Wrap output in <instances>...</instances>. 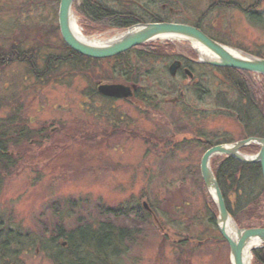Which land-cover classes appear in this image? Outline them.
I'll return each mask as SVG.
<instances>
[{
	"label": "rangeland",
	"instance_id": "rangeland-1",
	"mask_svg": "<svg viewBox=\"0 0 264 264\" xmlns=\"http://www.w3.org/2000/svg\"><path fill=\"white\" fill-rule=\"evenodd\" d=\"M131 1L157 12H164L167 4L180 11L173 13L172 19L179 16L180 22H188L218 0H184L188 5L183 0ZM233 1L244 7L251 4V0ZM78 6H82L81 0L74 2L73 10L84 35L114 36L122 31H93L85 16L77 12ZM59 8L60 0H0V48L13 44L35 47L41 49L44 59L58 54L63 47L55 31ZM119 8L116 2L114 9ZM260 10L264 11V2ZM255 19L259 26H252L239 10L223 9L209 14L206 23L214 26L227 47L264 56V13ZM168 43L176 46L174 54L195 59V52V60H200L191 44ZM165 63L154 62L153 69L168 85L170 64ZM62 76L54 83L39 82L24 63L0 66V96L10 98L0 107V123L15 114L18 126L43 132L42 140L29 141L31 147L19 140V145L8 152L16 158L17 168L0 172V220L3 218L9 229L22 237L29 235L28 239L34 240L21 264H55L39 250V238L51 237L61 225L64 233H71L80 218L81 223L95 227L111 221L133 234L134 241L124 243L126 253L115 264H231L230 247L221 239L217 223L210 221L213 213L215 221L218 219L219 210L203 186L201 161L209 147L204 144H233L257 136L248 134L227 114L192 119L170 103L147 110L138 100L91 96L90 82L83 77ZM254 80L262 92V78L254 76ZM177 81L186 93L191 79L181 77ZM155 94L162 102L174 98H162L159 90ZM203 109L207 113L212 110L207 106ZM13 145L10 141V148ZM145 203L153 218L140 221L132 209H144ZM119 209L127 214L111 213ZM184 239L192 244H181Z\"/></svg>",
	"mask_w": 264,
	"mask_h": 264
},
{
	"label": "trees",
	"instance_id": "trees-1",
	"mask_svg": "<svg viewBox=\"0 0 264 264\" xmlns=\"http://www.w3.org/2000/svg\"><path fill=\"white\" fill-rule=\"evenodd\" d=\"M81 1L82 6L77 7V12L85 16V21L93 26L90 27L93 31L125 30L144 22H166L169 20L168 14L167 17H163L161 12L154 11L147 6L137 3L132 5L131 0ZM116 2H118L119 9H114ZM135 6H139V8ZM254 17L252 20L255 19ZM97 27L100 28L97 29ZM196 27L201 28L199 25ZM55 31L61 36L58 25ZM61 40L63 47L60 52L49 54L45 59L41 54V49L35 47L25 49L24 46L13 44L9 48H0V66L10 62L24 63L39 82L51 80L54 83L58 81L59 75H63L62 77L66 75L83 77V80L90 82L91 96H102L97 89L100 82L123 81L126 84L137 86L135 96L141 106L158 107L154 98L157 90L171 88L174 91L178 89L174 86L170 87L171 81H175L170 77L167 79L170 81L168 85L167 81L159 80V77L154 74L153 64L161 59L164 61L170 58L181 59L192 72L195 71L197 75H201L202 86L189 84L188 87H183L193 102H195L196 96L198 98L201 93L210 88L208 87L209 83L212 89L226 90V96L219 98L218 107L226 110L228 117L245 127L248 134L264 137V88L261 92L257 87L258 84L255 83V75L252 73L198 64L195 60L197 57L195 52L189 50L193 52L195 59L180 54L176 55V53L174 54L176 46H171L169 43L168 45L144 44L116 57L93 59L75 52L66 45L62 37ZM184 45L190 47L189 43H184ZM256 56L264 58L260 53H257ZM216 73L226 76L227 89L225 83L218 84L219 81L214 77ZM260 78L264 84V76ZM9 99L0 96V107L5 106V101L7 103ZM183 105L188 108L193 104L185 103ZM18 121L17 116L12 114L11 117L5 119L4 124L0 123V172L7 173L3 169L11 171L14 167L17 168L14 163L16 158L8 152L10 149L16 148L19 140L24 142L27 148L31 147L29 141L42 140L43 132L41 130L31 131L27 125L18 126ZM10 141L14 143V148H10ZM196 142V140L194 142L190 140L191 144ZM204 145H208L209 147L206 146L208 149L214 146L210 141H206ZM259 150L260 147L257 145H250L243 149L250 154H256ZM12 163L14 166L11 165ZM212 167L228 211L237 221L239 227L264 228V178L260 164H246L230 156H216L212 159ZM203 186L206 189L205 184ZM110 209L108 207V212ZM132 210L139 214L140 221L147 219L149 221L153 218L151 211L143 209L142 206ZM151 210H154L152 206ZM123 211L112 210L111 213L122 216L126 213V210ZM215 214L213 213L211 222H216ZM5 223L2 218L0 220V264H21L22 256L29 253V246L33 245L34 240L28 239L29 235L22 237V234L12 231ZM117 227L119 226L114 225L111 221L100 222L95 227V224L81 223L80 218L71 233H64V227L61 225V228L54 231L51 237L47 238L42 235L39 238V250L46 252V256L55 264H115L114 262L120 258V255L126 253L124 243L134 241L133 234L128 228ZM221 239L224 241L222 237ZM191 242L190 239H184L180 243L189 245L192 244ZM87 261L91 262L87 263ZM253 264H264V247L254 250Z\"/></svg>",
	"mask_w": 264,
	"mask_h": 264
},
{
	"label": "water",
	"instance_id": "water-1",
	"mask_svg": "<svg viewBox=\"0 0 264 264\" xmlns=\"http://www.w3.org/2000/svg\"><path fill=\"white\" fill-rule=\"evenodd\" d=\"M75 1L76 0L60 1L58 14L59 26L65 43L72 50L83 56L93 59H108L129 52L146 43L170 40L169 38H178L176 41H186L192 45L199 55V62L215 67L232 68L264 76L263 58L255 57L242 51H239L242 55L236 57L229 51L230 48L214 41L200 29L185 24H138L119 34L117 37L118 40L116 41H109L108 44L103 46L88 45L76 38L71 30L70 17L72 13L74 14L73 5ZM116 36L117 35H115V37ZM199 48L212 53L217 58H204ZM177 65L176 63L171 67V74L175 73ZM98 90L100 94L109 98L128 99L133 96L132 88L122 84H101ZM250 145H257L260 147L256 155H246L242 153V149ZM218 155L230 156L246 164L258 163L261 166L264 178V137H251L233 144L214 146L205 153L201 161L202 178L219 210L217 227L230 246L231 264H246V253H248L250 257L249 264H253L254 250L264 247V228H240L231 217L211 167L212 158ZM229 221H233L236 225V236L234 238H231L227 233L226 224Z\"/></svg>",
	"mask_w": 264,
	"mask_h": 264
},
{
	"label": "flooded vegetation",
	"instance_id": "flooded-vegetation-1",
	"mask_svg": "<svg viewBox=\"0 0 264 264\" xmlns=\"http://www.w3.org/2000/svg\"><path fill=\"white\" fill-rule=\"evenodd\" d=\"M262 1L263 0H260V1L259 0H251V4L248 7H244L243 4H241L238 1L218 0V1H215L210 6V8L207 9L206 12L202 13V15L200 17H197L196 20L193 19V21H188V22H186V21L180 22L181 20L179 19V16H177L176 19H172L171 16H175V15H173V13L175 14V13H178L180 11L174 9L173 7H171V8L168 7L167 4H165L163 6L162 9L164 10V12H161V14L163 15V17H167V14L169 15V17H168L169 20L166 21L168 23L185 24V25L193 26L195 28H198L196 26L199 25L201 28H198V29H200L202 32H204L206 35H208L211 39L217 41L220 44H223L224 46H226L225 41H223L221 39L220 35L215 33V31L213 29L214 26L207 25L206 19L208 18L209 14H211L212 12H214L216 10L236 9V10H239L240 12L243 13V15L252 23V26L253 25H258L259 26L260 22L257 21L256 19L252 20V17L255 16L254 18H256V17L259 18L264 13V11L260 10L262 8L263 2H264V1L263 2ZM184 2L185 1L183 0V3ZM185 5H188V4L185 2ZM190 8H193V7H190ZM144 23H149V22H144ZM158 43H160V42H158ZM161 44L162 45H168V43H161ZM163 61L164 60L161 59V60L156 61V62L162 63ZM168 63L170 64V66L168 68L170 78L175 80V81H171L172 83H171L170 87H173V86H174V88L177 87L178 90L172 91L171 88H169V89H167V88L163 89L162 88L161 90H159L162 98H165V97L170 96V95L174 96V98L171 99V100L164 99V101L162 102V101L156 99L159 95L158 94H154V98H155V100L157 101V103L159 105L158 107L157 106H154V107L159 108L160 105L163 104V103H165V104H169L170 103L171 105H173V107L177 111L178 110L180 112L183 111L184 115H189L192 119H197V117H198V118H202V120H204V119L208 120V119H210V117L212 118L215 114H223V115L226 116V110L221 109V108L218 107L219 98L221 96H224V95L226 96V90H215V89H212L211 85L209 83L208 87H210V88H208V90H206L203 93H201L200 96H198V98L196 96V100H195V102H193L188 97V95L184 92V90L181 89L179 84H176L178 82L177 79L181 78V77H186V78L188 77V78L191 79L190 84H192L193 86H196V85L202 86V83L200 82L201 75H197L195 73V71L192 72L189 69L188 66H185V64L183 63V61L181 59L170 58L169 60L166 61L165 65H167ZM176 63L178 64L177 67H176V71H175L174 74H171V67L174 64H176ZM196 63H198L197 60H196ZM204 65H207V64H204ZM197 71L199 72L200 70H197ZM214 77H216V79L219 80L220 83L221 82L225 83V86H226V76L225 75H222L220 73H216ZM162 78L163 77L158 78V79L160 80ZM204 79H206V77H204ZM209 80H210V78H209ZM122 85H125V86H128V87L132 88V91H133V96L130 99L126 100V101L137 100V98L135 96V92H136L137 86L132 85V84H122ZM168 90H170V91H168ZM185 103H191L193 105H190V107L186 108L183 105ZM142 106L146 108V107H149L150 105H142ZM205 106H207L209 108H212V110H210L207 113L206 110L203 109V107H205ZM150 107H153V106H150ZM200 107L202 109H200ZM146 109L148 110V108H146ZM179 119L182 120L181 117H179ZM194 140L197 141L198 139L196 138V139H193V141ZM225 144H226V141H218V143L214 144V146L225 145ZM214 146H212V147H214ZM223 156H226V155H223ZM211 219L212 218H210V221H211Z\"/></svg>",
	"mask_w": 264,
	"mask_h": 264
},
{
	"label": "bare ground",
	"instance_id": "bare-ground-1",
	"mask_svg": "<svg viewBox=\"0 0 264 264\" xmlns=\"http://www.w3.org/2000/svg\"><path fill=\"white\" fill-rule=\"evenodd\" d=\"M70 26H71V30H72L73 34L76 36V38H78L80 41H82V42H84V43H86L88 45H91V46H103V45H106V44L109 43V41L112 42V41L118 40L117 37L119 36V35H117L116 37H115V35L114 36H102V37H89V36H86V35H84L81 27L79 26V23H78L76 17H75V14H73V13H72V15L70 17ZM169 39L174 41V40H177L178 38H169ZM199 49L202 52V55L204 56V58H206V59H216L217 58L212 53L207 52V51H205L202 48H199ZM229 51L236 57L242 55L241 52L236 51L234 49L233 50L229 49ZM226 229H227L228 235H230L231 238H234L236 236V225H235V223L233 221H229L226 224ZM245 262H246V264H249V262H250V257H249L248 253H246V256H245Z\"/></svg>",
	"mask_w": 264,
	"mask_h": 264
}]
</instances>
